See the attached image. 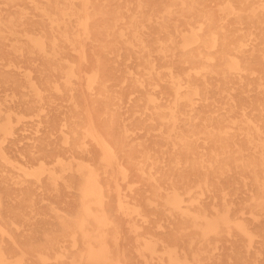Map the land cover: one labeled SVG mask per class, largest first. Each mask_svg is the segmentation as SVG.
<instances>
[{"label": "rangeland", "instance_id": "1", "mask_svg": "<svg viewBox=\"0 0 264 264\" xmlns=\"http://www.w3.org/2000/svg\"><path fill=\"white\" fill-rule=\"evenodd\" d=\"M200 1L206 3L213 15L207 26L236 28L235 8H241L240 0H232L233 5L228 0ZM60 3L67 10L73 5L70 0H61ZM166 6L172 8L174 20L196 13L184 10L181 4L167 3ZM95 8H101L100 4L94 3V14ZM241 9L243 15L263 12L259 8ZM151 12L152 8L145 4L139 6V0H108L103 17L111 24L116 14L121 15L123 21H129L131 17L139 18ZM155 12L167 15L169 10L161 6ZM49 13V4L44 0H0L2 264H173L171 254L184 264H264V255L260 254L264 244L260 238H255L250 248L248 239L226 230L220 236L211 234L204 241L197 231L204 228V224L195 227L191 219L177 224L175 218L180 212L160 207L165 197L173 195L172 189L163 191L161 199H155L149 190L150 181L139 178L132 164L124 160L123 147L117 144L118 139L126 142L128 152L138 143L149 148L153 146L154 135L137 130V116L127 112L134 99L129 95L131 88L122 86V81L109 82L107 87L112 96L122 89H125L126 96L122 110L113 106L108 111L106 100L92 94L87 85V77L97 56L101 55L102 59L115 65L126 64L124 78L136 77L138 59L125 56L123 51L120 56L102 55L98 44L85 41L91 56L89 62L82 61L73 49H66L68 61L79 64L81 69L80 78L72 79V65L52 49L51 38L42 37L41 26L33 27L47 23ZM98 24L102 29L104 20L98 19ZM155 25L139 28L155 30L160 26ZM27 28L31 29L29 35L26 34ZM116 28L126 27L121 23ZM184 28L189 27L184 25ZM111 113L118 118L113 131L105 127ZM91 116L101 134L123 158L122 162L118 156V164L111 169L112 190L104 201L108 216L104 224L84 220L83 203L89 200L84 199L85 193L80 189L85 182L82 165L91 162L96 168H103L101 150L85 139V128ZM88 153L94 154L95 159L91 160ZM236 173L233 168L230 177L222 179L224 192L204 193L195 188L198 181L193 180L186 184V187H192V191H185L183 198L192 210L204 205L211 215L215 214L214 205L223 209L226 198L234 209L244 210L242 217L257 232L263 225L254 223L248 210L249 193L236 178ZM150 200L154 203L149 204ZM93 209L102 214V206L95 205ZM259 218L264 222V216ZM102 234L107 236V257L102 262H88L83 257V237L88 235L94 240L95 236ZM93 246L100 247L97 242ZM184 253L189 255L188 259ZM195 253L197 259L193 257Z\"/></svg>", "mask_w": 264, "mask_h": 264}, {"label": "bare ground", "instance_id": "2", "mask_svg": "<svg viewBox=\"0 0 264 264\" xmlns=\"http://www.w3.org/2000/svg\"><path fill=\"white\" fill-rule=\"evenodd\" d=\"M44 1L49 4L48 22L33 27L41 26L42 37L51 38L52 49L64 61L69 62L65 55L66 49L71 48L82 61L89 62L91 56L85 41L98 44L102 55L120 56L123 51L125 56L138 59L136 77L124 78L126 64L115 65L97 56L87 85L92 94L106 100L108 111L113 106L122 110L126 93L122 89L112 96L107 84L122 81V86L131 88L129 95L134 99L127 112L137 116V130L154 135L153 146L138 143L128 152L126 142L118 139L117 144L123 147L124 160L132 164L139 178L150 181L149 190L155 199H161L163 191L172 189L173 195L165 197L160 207L178 210L177 224L190 219L195 227L204 224V228L197 229L204 241L211 234L220 236L227 230L248 239L250 248L255 238L264 244V222L259 218L264 216V0H240L241 8H259L263 12L243 15L241 8H235L234 29L207 26L213 15L200 0H139V6L152 8L151 14L131 17L129 21L116 14L111 24L103 17L108 0H70V10L63 7L61 0ZM228 1L233 5L232 0ZM94 3L101 6L95 8V14ZM167 3L181 4L184 10L196 13L174 20ZM161 6L169 10L167 15L155 12ZM100 18L104 20L102 29L98 24ZM121 23L126 28L117 29ZM155 24L160 25L158 29L139 28ZM29 30L26 29L27 35ZM69 63L72 79L80 78V65ZM117 120L111 113L105 127L113 131ZM85 139L101 150L103 168H96L91 162L81 166L85 182L80 189L85 193L84 199L89 200L83 203L84 220L104 224L108 220L104 201L112 190L111 169L118 164V156L122 162L123 158L101 134L92 116L85 128ZM88 156L95 159L94 154ZM233 168L249 193L248 210L254 223L263 225L257 232L242 217L244 210L234 209L226 198L222 210L213 206V215L208 214L204 205L192 210L183 198L185 191H192L186 184L193 180L198 181L195 188L204 193L224 192L222 179L229 178ZM120 172L125 174L123 168ZM153 203L150 200L149 204ZM95 205L103 207L102 214L94 211ZM95 242L99 248L93 246ZM81 243L88 262H102L107 257L105 234L95 236L94 240L85 235ZM260 254L264 255V245ZM184 255L188 259L189 255ZM193 257L197 259L198 254ZM170 259L173 264H184L175 254Z\"/></svg>", "mask_w": 264, "mask_h": 264}]
</instances>
